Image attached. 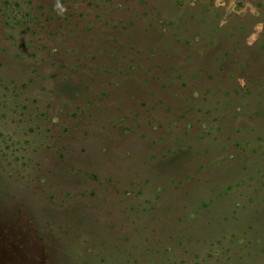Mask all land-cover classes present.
Here are the masks:
<instances>
[{
  "label": "rangeland",
  "instance_id": "rangeland-1",
  "mask_svg": "<svg viewBox=\"0 0 264 264\" xmlns=\"http://www.w3.org/2000/svg\"><path fill=\"white\" fill-rule=\"evenodd\" d=\"M0 264H264V0H0Z\"/></svg>",
  "mask_w": 264,
  "mask_h": 264
},
{
  "label": "clouds",
  "instance_id": "clouds-1",
  "mask_svg": "<svg viewBox=\"0 0 264 264\" xmlns=\"http://www.w3.org/2000/svg\"><path fill=\"white\" fill-rule=\"evenodd\" d=\"M57 7H62V6H60V5H57Z\"/></svg>",
  "mask_w": 264,
  "mask_h": 264
}]
</instances>
